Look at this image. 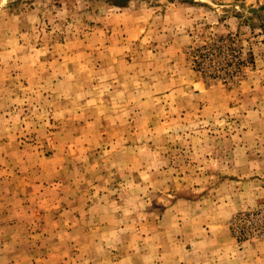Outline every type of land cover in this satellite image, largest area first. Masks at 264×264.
Segmentation results:
<instances>
[{
  "label": "rangeland",
  "instance_id": "374dc122",
  "mask_svg": "<svg viewBox=\"0 0 264 264\" xmlns=\"http://www.w3.org/2000/svg\"><path fill=\"white\" fill-rule=\"evenodd\" d=\"M0 264H264V0H0Z\"/></svg>",
  "mask_w": 264,
  "mask_h": 264
}]
</instances>
